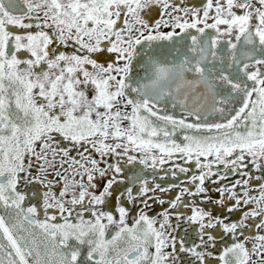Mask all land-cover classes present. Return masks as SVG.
<instances>
[{
  "label": "snow or ice",
  "instance_id": "6c2138e0",
  "mask_svg": "<svg viewBox=\"0 0 264 264\" xmlns=\"http://www.w3.org/2000/svg\"><path fill=\"white\" fill-rule=\"evenodd\" d=\"M0 264H264V0H0Z\"/></svg>",
  "mask_w": 264,
  "mask_h": 264
}]
</instances>
